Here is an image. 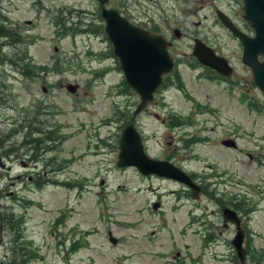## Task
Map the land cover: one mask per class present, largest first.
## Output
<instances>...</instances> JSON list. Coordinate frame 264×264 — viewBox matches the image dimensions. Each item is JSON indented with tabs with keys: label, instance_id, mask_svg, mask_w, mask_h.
Returning a JSON list of instances; mask_svg holds the SVG:
<instances>
[{
	"label": "rangeland",
	"instance_id": "rangeland-1",
	"mask_svg": "<svg viewBox=\"0 0 264 264\" xmlns=\"http://www.w3.org/2000/svg\"><path fill=\"white\" fill-rule=\"evenodd\" d=\"M97 7L94 0H0V82L13 96L12 109L0 111V164L10 168L0 169V264H237L230 244L236 228L221 226L219 202L228 208L238 203L246 211L237 212L247 264H264V97L240 62V44L214 16L222 11L251 36L241 0L107 4L171 43L172 75L133 125L148 155L198 176L191 178L205 189L196 200L169 180L116 168L118 137L138 99L125 90L111 46L100 34ZM57 19L71 25L64 36L54 25ZM194 38L228 61L229 78L208 77L192 66ZM27 67L31 79L18 73ZM174 73L182 88L167 84ZM66 84L75 86L73 93L66 92ZM31 104L45 110V116L35 117L40 124L31 117ZM54 108L59 114L51 117ZM175 121L178 125L168 127ZM49 127L55 129L50 133L55 149L44 154ZM33 132L38 149L26 154L21 142ZM224 139H233L236 148L221 146ZM33 152L42 153L39 166L54 167L38 173V188L19 165ZM17 175L20 181L13 180ZM153 201L159 202L154 210ZM9 214L20 236L6 228ZM20 245L26 247L24 256L18 254Z\"/></svg>",
	"mask_w": 264,
	"mask_h": 264
},
{
	"label": "water",
	"instance_id": "water-1",
	"mask_svg": "<svg viewBox=\"0 0 264 264\" xmlns=\"http://www.w3.org/2000/svg\"><path fill=\"white\" fill-rule=\"evenodd\" d=\"M95 1L99 5V16L103 21V33L111 45L113 56L118 60L124 81L139 99L132 112L133 118L152 99L153 92L161 83V76L168 73L173 66L166 51L169 44L162 36L150 34L129 23L116 10L105 9L103 5L107 0ZM242 4V18L253 30L252 37L241 33L222 12L216 11L215 16L240 42L241 62L249 68L253 84L264 94V0H242ZM174 35L177 36L176 30ZM190 55L198 64L219 75L228 77L232 72V68L223 57L217 56L211 48L197 39L193 40ZM258 55L263 57L261 61L258 60ZM65 88L69 93H73L75 86L67 84ZM131 121L120 132L115 166L133 167L142 176L152 174L173 180L189 190L191 199H197L200 189L184 171L167 161L151 159L144 153L141 138ZM220 144L227 148H235L234 142L230 139L222 140ZM158 204L152 203L151 208L156 209ZM220 215L223 227L231 223L236 228L230 244L238 260L242 262L245 258V249L242 247L243 231L239 226L240 219L236 211L228 207H222ZM107 236L108 241L114 244L116 239L110 232H107Z\"/></svg>",
	"mask_w": 264,
	"mask_h": 264
},
{
	"label": "flooded vegetation",
	"instance_id": "flooded-vegetation-1",
	"mask_svg": "<svg viewBox=\"0 0 264 264\" xmlns=\"http://www.w3.org/2000/svg\"><path fill=\"white\" fill-rule=\"evenodd\" d=\"M8 44H10V43H8ZM24 57L25 56L22 55L21 59H25L26 58V57L25 58ZM26 59H27V62H29L30 65H31L32 62L28 58H26ZM6 62H8L10 66L12 65V62H10L9 60L6 61ZM15 65L16 64H14L13 66L15 67ZM22 72H24L27 75L29 73H32V69L29 68V67H27L26 69L20 70V71H18L19 75H22ZM5 86H6V84H3L2 82H0V109H2L0 111H3L5 109H12L10 102L12 101L13 96L10 94V92H8V90H7V88ZM41 90H42V92H45V89L41 88ZM29 108L32 109L31 117H33V121H36L38 124H40L41 123L40 118H35V117L45 116L44 115L45 114L44 108H42L40 106V104L39 105H36V106H35V104H33V105L31 104L29 106ZM55 112H56V114H59V111L57 109H55V111L53 113H51L50 116L53 117L55 115ZM54 125H56V124H54ZM49 129H50V132H48L47 133V136L45 138H43V140L47 142V144L45 145L46 147H44L43 149H41L42 152H44V154H46L47 151L48 152H52L53 149H55V142H56V141H54L55 138H53L50 135L51 131H54L55 129L53 127H49ZM28 130H29V133H30V131H32L29 128H28ZM15 134H17V132ZM36 134L37 135H41V134L43 135L44 133L41 132V131H39ZM33 135H35V132L31 133L30 137H25L26 142H28V143H25V147H24V152L26 154L28 152L30 153L31 151H34V150L36 151L38 149V142L36 141V139H31V138H33ZM39 137H41V136H39ZM41 140L42 139L39 138V141H41ZM33 142L35 143V145H33ZM50 142H53V143H51V144L48 145V143H50ZM41 155H42V153H38V152L34 153L33 152V154L31 156H28L27 159L24 158L25 161H19V165L21 167H25L26 169H28V173H30V175L27 176V181L30 182L33 185H36V186H37V184H38L39 181H42L41 180V176H39L38 173L45 172L47 169L54 168V167L47 168L48 165H46L45 163H43L42 166H39ZM0 161H1V157H0ZM49 165H51V163H49ZM0 168L4 169L5 171H7V170L10 169L8 167H0ZM60 169H61V167H58L57 168V171H59ZM193 176L194 177H198L197 175H193ZM16 180H20V176L17 177ZM196 180H199V178H196ZM198 184L199 185L200 184L203 185V183H201L200 181H198ZM182 190L185 192L184 189H182ZM218 204H219V209H220V207L223 206V205L220 202ZM241 226H242V228H244L242 223H241Z\"/></svg>",
	"mask_w": 264,
	"mask_h": 264
},
{
	"label": "trees",
	"instance_id": "trees-1",
	"mask_svg": "<svg viewBox=\"0 0 264 264\" xmlns=\"http://www.w3.org/2000/svg\"><path fill=\"white\" fill-rule=\"evenodd\" d=\"M96 18H97V20L99 21V22H102L101 21V19H100V17H99V14H98V11H97V15H96ZM69 22L67 21V20H65V21H63V22H60V20L59 19H57V21L54 23V25L55 26H58L59 28L61 27L63 30H64V33H63V35L62 36H64V35H66L67 34V30H69V29H67V28H69V27H71V25H69L68 24ZM67 24L69 25V26H67ZM73 25H75V24H73ZM79 26H84L83 24H81V23H78V25H77V27H79ZM76 29H78V28H75V31H78V30H76ZM87 29H89L90 30V28H87ZM75 31H73V34H75ZM88 31V30H87ZM90 31H92V30H90ZM99 31H100V34L102 35L103 34V32H102V26L100 25V29H99ZM150 33H157V32H155V31H149ZM2 36H8V35H6V34H2ZM16 36H19L18 34H16ZM20 37V36H19ZM20 40L18 39V40H16L15 42H19ZM190 63H194V61L193 62H190ZM205 71H206V73L208 74V77H211V75H213L214 77H216V78H218L217 77V75L216 74H214L213 72H210V71H208L207 69H204ZM211 74V75H210ZM27 76L29 77V79H31L30 78V75L29 74H27ZM173 77H174V79L171 81V82H169L168 84H170V83H178L179 84V87H181L182 85H181V83H180V79L176 76V74L174 73V75H173ZM124 84V83H123ZM124 86H125V90L126 91H128L129 90V88L124 84ZM182 88V87H181ZM182 90V89H181ZM244 98V97H243ZM244 101L250 106V107H254L255 109H260L259 108V106L258 105H255L253 102H248L249 101V99H247V98H245L244 99ZM177 123H178V121H175V125H177ZM169 125H171V123H169ZM8 141V140H7ZM25 143H28V142H26V140H25V138H24V140L21 142V146H22V148H24L25 147ZM11 145L12 146H15V143L13 142V143H11ZM8 156H10V155H8ZM201 187H202V189H203V191H204V189H205V186L204 185H202L201 184ZM231 206H236L234 209H236L237 211H240L241 213H245L246 211H244L242 208H241V206L238 204V203H236V204H231ZM14 220L12 219V215L11 214H9L8 216H7V218H5V224H6V228L7 229H11V230H14V233H18V232H20V230H19V228H18V226H14L13 224H12V222H13ZM18 236H20V233H18ZM26 247H25V245H20L19 246V249H18V254L20 255V256H24L25 254H26ZM21 260H23V259H21ZM234 262L235 263H237V264H240L238 261H237V259L234 257ZM12 262V261H11Z\"/></svg>",
	"mask_w": 264,
	"mask_h": 264
}]
</instances>
